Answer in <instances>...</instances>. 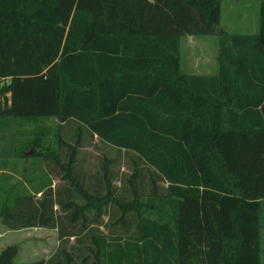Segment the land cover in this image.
Segmentation results:
<instances>
[{
  "label": "trees",
  "instance_id": "1",
  "mask_svg": "<svg viewBox=\"0 0 264 264\" xmlns=\"http://www.w3.org/2000/svg\"><path fill=\"white\" fill-rule=\"evenodd\" d=\"M220 2L0 0V117L78 130L72 145L56 133L64 162L38 136L12 148L50 157L69 188L64 198L50 186L37 201L17 195L1 206L2 223L55 228L62 243L98 231L114 206L121 227L91 233L78 262L60 245L19 264H262L264 0L254 34L221 32L214 74L180 70V37L215 34ZM80 130L130 157L119 190L104 155L92 189L74 175ZM17 250L2 247L0 264H15Z\"/></svg>",
  "mask_w": 264,
  "mask_h": 264
},
{
  "label": "rangeland",
  "instance_id": "2",
  "mask_svg": "<svg viewBox=\"0 0 264 264\" xmlns=\"http://www.w3.org/2000/svg\"><path fill=\"white\" fill-rule=\"evenodd\" d=\"M258 1L259 0H222L221 13L218 27L216 31L223 29L225 33L244 32L245 25L248 24V33H253L252 22L257 23L258 20ZM234 2V7L228 9L227 3ZM254 25V24H253ZM257 28V24L255 26ZM256 30V29H254ZM252 31V32H250ZM182 45L180 49V69L182 72H188V60L191 61L192 55L197 57V70H207L212 72L216 67L215 55L217 50L216 37L206 35L204 41L195 44V50L188 51L186 36L181 38ZM218 39V38H217ZM214 41V42H213ZM206 47V52H203ZM209 49V51H208ZM203 55L209 56L206 63H203ZM215 62V63H214ZM194 69V68H192ZM7 81V80H5ZM1 85V83H0ZM78 130L73 122L59 124L54 118H39L37 120L13 119L7 116L0 117V208L2 205L11 204L12 200L19 194H31L32 200L37 201L39 198V190L50 186L51 189H59L62 197H66V190L69 188L67 182L61 178L62 171L57 167L50 157L32 156L30 154L22 157L10 156V151L15 145L20 143H28L33 137L38 136L41 140L42 152L45 149L53 151L57 154L61 162L66 161L69 150L62 142H57L56 133L62 141L73 144L76 139ZM75 164L73 168L74 175L82 180L87 189H92L97 184V175H100V165L102 164V155L112 160L110 169L113 174V185L119 190L121 179L131 171V160L123 151H117L114 148L98 141L95 136H90L85 130H80V139L77 146ZM29 148L27 151H30ZM9 155V156H7ZM146 183V181H145ZM123 190V197H129L128 191ZM119 192V191H118ZM72 199L77 203H82V199L72 192ZM68 197V195H67ZM71 198V197H69ZM53 209L58 213L57 205H53ZM264 211V206H263ZM60 213H63L60 211ZM119 215L116 207L111 206L105 209V214L99 218L96 217L94 211H88V219H101L98 226L99 233L106 234L107 230L114 229L120 233L121 227L119 223H114ZM131 221V220H130ZM114 223V224H113ZM131 221L129 229L132 228ZM112 225V226H111ZM97 230H88L81 234L78 238L69 237L62 243L57 237L55 228L28 227L10 230L0 219V249L9 244H15L18 248L17 253L13 257V263L30 262L37 259H48L52 257L59 246L74 252V261L78 262L79 257L86 251V246L90 244V234L98 233ZM262 245H264V228L261 230ZM261 262L264 264V249L261 255Z\"/></svg>",
  "mask_w": 264,
  "mask_h": 264
},
{
  "label": "crops",
  "instance_id": "3",
  "mask_svg": "<svg viewBox=\"0 0 264 264\" xmlns=\"http://www.w3.org/2000/svg\"><path fill=\"white\" fill-rule=\"evenodd\" d=\"M233 3L234 2L227 3L228 9L231 8V6L234 7V4ZM221 4H222V0L220 2V13H221V7H222ZM258 4H259V1H258ZM234 9H236V7H234ZM219 19H220V16H219ZM258 20H259V14H258ZM258 20H257V23H256L257 24V28H258ZM245 23H246V21L244 22V27H245L244 32H239V33L236 32V34H245V35L248 34V35H251V34H254L257 31V28H255L256 24L254 23V21L252 22L254 25L252 24V26H251L252 27L251 29H253V31H255L253 33H248L247 32L249 28H247L248 24L245 25ZM217 27H218V25H217ZM254 29H256V30H254ZM221 32H224V31H223V29H220L219 28V31L218 32L216 31L215 34L210 35V37H212V38H213V36L216 37L215 43L216 42L218 43V40L221 38ZM250 32H252V31H250ZM227 34H232V33H227ZM183 36H186V38H187L185 40L187 42L186 45L188 47V51H191V50L194 51L195 50V44H199L200 45L201 42H202V44H203V42H206V41H204V38L206 37V35H189V34H186V35H183ZM183 36H181L180 39H179V60H180V57H181L180 56L181 55L180 54V49H181V45H182V41H183V39L181 40V38ZM217 47H218V45H217ZM203 49H204L203 52H206L207 51L206 50V47L203 48ZM208 51H209V49H208ZM216 55H217V50H216ZM216 55H215V61H216ZM208 59H209V56L206 55L205 58H204V55H203V63L204 64L206 63L205 60H208ZM197 66H198V59H197V57H194L192 55L191 61L188 60V72H184V73H187V74H196V75H199V74H214L216 72V69H217V62H216V65L214 64V66L216 68L212 72L207 71V70H203V71L197 70ZM192 68H194V69H192ZM262 236H263V233H261L260 245L264 249V245H262Z\"/></svg>",
  "mask_w": 264,
  "mask_h": 264
},
{
  "label": "built area",
  "instance_id": "4",
  "mask_svg": "<svg viewBox=\"0 0 264 264\" xmlns=\"http://www.w3.org/2000/svg\"><path fill=\"white\" fill-rule=\"evenodd\" d=\"M5 80H7L6 78L4 79V78H2V79H0V83L2 84V82L4 81V82H6ZM6 95H7V93H6ZM2 96L0 95V103H1V101H2Z\"/></svg>",
  "mask_w": 264,
  "mask_h": 264
},
{
  "label": "water",
  "instance_id": "5",
  "mask_svg": "<svg viewBox=\"0 0 264 264\" xmlns=\"http://www.w3.org/2000/svg\"><path fill=\"white\" fill-rule=\"evenodd\" d=\"M31 153V150L30 151H27V152H24V155H28Z\"/></svg>",
  "mask_w": 264,
  "mask_h": 264
}]
</instances>
